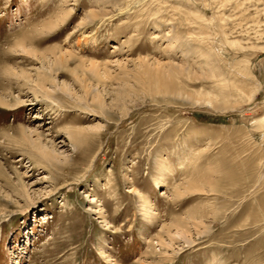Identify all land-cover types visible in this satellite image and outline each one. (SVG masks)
<instances>
[{
  "label": "rangeland",
  "instance_id": "374dc122",
  "mask_svg": "<svg viewBox=\"0 0 264 264\" xmlns=\"http://www.w3.org/2000/svg\"><path fill=\"white\" fill-rule=\"evenodd\" d=\"M0 99V264H264V0H0Z\"/></svg>",
  "mask_w": 264,
  "mask_h": 264
},
{
  "label": "bare ground",
  "instance_id": "6f19581e",
  "mask_svg": "<svg viewBox=\"0 0 264 264\" xmlns=\"http://www.w3.org/2000/svg\"><path fill=\"white\" fill-rule=\"evenodd\" d=\"M109 5V4H108ZM99 10V9H98ZM103 10V9H102ZM105 12V11H104ZM99 13V12H98ZM94 14V13H93ZM239 42V41H238ZM237 43V42H236ZM212 64V63H211ZM212 66V65H211ZM97 68V67H95ZM38 75V74H37ZM39 76V75H38ZM41 82V81H40ZM43 84V83H42ZM41 84V85H42ZM40 85V86H41ZM42 88V86H41ZM44 88H42L41 90H43ZM163 91L164 93H177V92H182V91H179L176 87H174V84H168L165 88H163ZM2 99V98H1ZM0 99V104L3 106L5 105V102H3L2 100ZM209 102V101H207ZM264 121V120H263ZM75 139V138H74ZM77 140V139H76ZM73 141V140H72ZM32 148L33 150H35L39 155H40V158H42L43 160L47 161V162H50L52 159L55 158L54 156V153L52 152H49L48 149H45L43 147V145L40 144V141L38 140L37 142H33L32 141ZM52 163V162H51Z\"/></svg>",
  "mask_w": 264,
  "mask_h": 264
}]
</instances>
